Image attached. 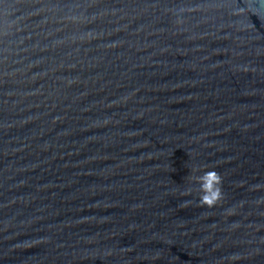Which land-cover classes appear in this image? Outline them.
Masks as SVG:
<instances>
[{"label":"water","instance_id":"1","mask_svg":"<svg viewBox=\"0 0 264 264\" xmlns=\"http://www.w3.org/2000/svg\"><path fill=\"white\" fill-rule=\"evenodd\" d=\"M0 264H264V0H0Z\"/></svg>","mask_w":264,"mask_h":264},{"label":"clouds","instance_id":"2","mask_svg":"<svg viewBox=\"0 0 264 264\" xmlns=\"http://www.w3.org/2000/svg\"><path fill=\"white\" fill-rule=\"evenodd\" d=\"M205 191V194L207 195V191L206 190H204ZM204 198V197H203Z\"/></svg>","mask_w":264,"mask_h":264}]
</instances>
